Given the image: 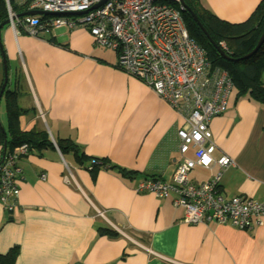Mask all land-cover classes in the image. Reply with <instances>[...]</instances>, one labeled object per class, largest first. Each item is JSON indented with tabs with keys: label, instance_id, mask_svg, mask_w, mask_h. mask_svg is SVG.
<instances>
[{
	"label": "crops",
	"instance_id": "crops-1",
	"mask_svg": "<svg viewBox=\"0 0 264 264\" xmlns=\"http://www.w3.org/2000/svg\"><path fill=\"white\" fill-rule=\"evenodd\" d=\"M200 1L219 18L240 22L260 0ZM0 46L7 64L5 90L16 93L23 110L20 128L43 127L53 143L20 158L17 206L7 211L0 203V253L18 246L15 264H264V217L247 230L186 224L173 195L135 190L147 177L171 180L181 159L176 131L183 119L120 69L113 50L94 44L79 25L32 36L20 24L7 23L0 29ZM3 78L0 51V86ZM1 102L7 123L3 94ZM209 128L213 157L225 154L234 161L221 174L222 194L264 200V106L231 94ZM55 138H68L97 158L95 176L71 153L63 155ZM192 155L191 149L185 154ZM119 168L131 171V177ZM199 168L189 171L192 182L218 170L216 164ZM106 224L119 234H99L98 227Z\"/></svg>",
	"mask_w": 264,
	"mask_h": 264
},
{
	"label": "built area",
	"instance_id": "built-area-1",
	"mask_svg": "<svg viewBox=\"0 0 264 264\" xmlns=\"http://www.w3.org/2000/svg\"><path fill=\"white\" fill-rule=\"evenodd\" d=\"M4 1L11 19L15 14L9 0ZM25 3L26 10L46 13L16 17V24L24 32L37 36L40 30L62 25L85 27L94 44L116 53L120 69L150 87L182 117L176 131L181 159L171 180L147 177L137 183L136 191H149L157 197L173 195L172 203L183 208L181 221L186 224L213 222L241 230L262 224L264 200L243 195L226 197L218 187L222 172L234 161L225 154L213 157L215 144L209 123L226 110L233 84L227 70L211 64L204 49L190 38L178 0ZM220 48H226L224 43ZM190 149L193 155L186 157ZM28 151L27 143L7 152L0 144V203L7 211L17 206V181L22 173L19 161ZM213 164L218 170L207 180L195 183L188 178L193 168L209 169ZM97 213L103 216V211L97 209Z\"/></svg>",
	"mask_w": 264,
	"mask_h": 264
},
{
	"label": "trees",
	"instance_id": "trees-1",
	"mask_svg": "<svg viewBox=\"0 0 264 264\" xmlns=\"http://www.w3.org/2000/svg\"><path fill=\"white\" fill-rule=\"evenodd\" d=\"M21 2V3H20ZM15 2L9 0L12 11H26L25 0ZM189 11H182V17L185 22L190 38L196 41L205 51L209 61L213 65H218L227 70L233 84L232 94L235 99L246 97L259 106H264V41L260 47L249 57L243 58L256 45L264 28V0H260L250 15L240 22H229L219 18L210 10L205 8L200 0H183ZM175 5V2H174ZM192 15L196 17L193 19ZM8 16L6 3L0 0V23ZM198 22V23H197ZM220 47L224 43L226 57H223L214 45ZM6 111V130L0 127V144L5 151H11L14 147L27 143L29 150L32 148H41L43 146H52L53 143L47 130L43 127H33L23 130L19 125V115L23 112L16 105V93L10 90H4ZM60 152L65 155L71 153L76 162L88 168L94 177L96 171L100 168L97 158L89 157L68 138H55ZM92 161L89 165L87 161ZM102 164H108L101 159ZM89 165V166H86ZM108 166L116 169L114 165ZM124 175L131 177V171L117 169ZM219 187V186H218ZM220 189V187H219ZM99 234L118 235L119 233L110 225L99 226ZM18 246H12L6 252L0 253V264H15L18 256Z\"/></svg>",
	"mask_w": 264,
	"mask_h": 264
},
{
	"label": "water",
	"instance_id": "water-1",
	"mask_svg": "<svg viewBox=\"0 0 264 264\" xmlns=\"http://www.w3.org/2000/svg\"><path fill=\"white\" fill-rule=\"evenodd\" d=\"M178 4L180 5V9L184 12V11H189V8L184 4L183 0H178ZM46 12L41 11V10H26L20 13L15 14V17H21L24 15H33V14H45ZM193 19L196 20V17L194 15H192ZM197 21V20H196ZM10 23V19L6 18L2 23H0V29L4 24ZM198 23V22H197ZM264 41V28L263 31L260 35V37L258 38V41L256 42V45L252 48V50L250 52H248L245 56H243V58L249 57L250 55H252L254 52H256V50L260 47V45L263 43ZM215 47V49L217 50V52H219L223 57H226V53H224V51L216 44L212 43ZM0 51H1V57H2V64H3V70H4V78L2 81V84L0 86V98L5 90L7 81H8V77H7V64H6V58L2 52V48L0 46ZM1 127V125H0ZM55 144V143H54ZM77 264V263H74Z\"/></svg>",
	"mask_w": 264,
	"mask_h": 264
},
{
	"label": "rangeland",
	"instance_id": "rangeland-1",
	"mask_svg": "<svg viewBox=\"0 0 264 264\" xmlns=\"http://www.w3.org/2000/svg\"><path fill=\"white\" fill-rule=\"evenodd\" d=\"M12 10V9H11ZM14 12V11H13ZM14 14H17L16 12H14ZM7 18H9V16H7ZM10 19V18H9ZM11 21H13L14 22V25L16 24V17L15 16H12V18L10 19V23H11ZM262 79L264 80V73L262 74ZM0 124H1V126L2 125H4L5 127H6V121H5V115H4V104H3V102H1V104H0ZM64 162V161H63ZM64 164H65V167H66V169L68 168L69 169V167H68V165L64 162ZM200 169V168H199ZM201 169H203V168H201ZM194 171H200V170H194ZM193 171V172H194ZM193 172H191V174H190V177L192 178L193 177V175L195 174V173H193ZM68 176H70L69 175V173H68ZM196 176V178L198 179L199 178V173L198 174H196L195 175ZM257 201H260V200H257ZM261 201H263V200H261ZM95 213H96V215L97 216H101V215H99L98 213H97V210H95ZM102 217V216H101ZM104 218V217H103ZM121 232V231H120ZM122 233V232H121Z\"/></svg>",
	"mask_w": 264,
	"mask_h": 264
}]
</instances>
